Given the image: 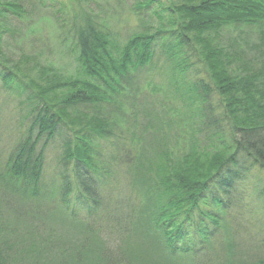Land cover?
<instances>
[{"label":"trees","instance_id":"16d2710c","mask_svg":"<svg viewBox=\"0 0 264 264\" xmlns=\"http://www.w3.org/2000/svg\"><path fill=\"white\" fill-rule=\"evenodd\" d=\"M0 82V264H264V0H0Z\"/></svg>","mask_w":264,"mask_h":264},{"label":"rangeland","instance_id":"374dc122","mask_svg":"<svg viewBox=\"0 0 264 264\" xmlns=\"http://www.w3.org/2000/svg\"><path fill=\"white\" fill-rule=\"evenodd\" d=\"M173 1V0H172ZM180 1V0H179ZM198 2L200 0H197ZM129 21L131 24V28H135V26L138 25L137 18L133 16H129ZM57 27L52 24V22L49 20V18H44L40 21L37 25V31L38 32L33 38H26L21 39L19 36L17 37L15 41H12L9 43L8 47L5 48L6 52L11 55L15 60L20 59L21 53H39L40 50H45L46 55L49 58V61L53 62L55 64V67L57 69H60L64 74H72L74 75V72L76 71V65L73 60H68L61 50L59 46V41L57 38ZM23 33H27L25 30H22ZM246 35L242 36V39H244ZM252 40H256V37H252ZM45 58L40 59L41 62L46 63L47 61ZM159 84L160 81H157ZM0 88H3V84L0 82ZM13 99V98H12ZM0 146L2 145V141L9 138L10 134L13 132L11 131V128L13 126L9 125L11 124V118L6 112V110L2 107H0ZM12 143L15 144L17 142L18 136L17 134L12 135ZM10 137V138H11ZM14 137V138H13ZM57 142V143H56ZM44 142H40L38 144V152L41 151L42 146ZM59 146L60 142L58 141H51L44 152V164H45V172H44V183L46 185H50V196L52 197V201L55 202L56 195H54V192H57V188L53 186L55 183V175H56V163L58 161V152H59ZM12 148V145H9L5 147L4 153L0 156V164H4L9 157L10 149ZM52 185V186H51ZM125 188V187H124ZM122 190V184L118 185V194L122 196V193L126 194V189ZM255 208L256 205L254 204ZM0 210H3L0 208ZM7 214V215H6ZM6 216H8V212H6ZM261 215V214H260ZM72 228V226H71ZM254 229H257L255 227ZM256 232V230H254Z\"/></svg>","mask_w":264,"mask_h":264}]
</instances>
